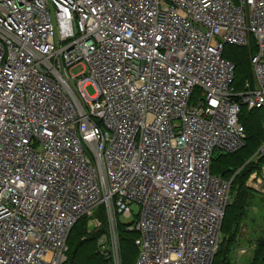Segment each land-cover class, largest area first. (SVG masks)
<instances>
[{
  "label": "built area",
  "instance_id": "2783aa9c",
  "mask_svg": "<svg viewBox=\"0 0 264 264\" xmlns=\"http://www.w3.org/2000/svg\"><path fill=\"white\" fill-rule=\"evenodd\" d=\"M226 45L254 46L240 91ZM243 105L256 162L264 0H0V264H62L101 205L111 264L119 215L134 264H212L230 187L212 156L244 145Z\"/></svg>",
  "mask_w": 264,
  "mask_h": 264
},
{
  "label": "trees",
  "instance_id": "16d2710c",
  "mask_svg": "<svg viewBox=\"0 0 264 264\" xmlns=\"http://www.w3.org/2000/svg\"><path fill=\"white\" fill-rule=\"evenodd\" d=\"M253 53L252 45H226L223 49V55L235 64L233 86L236 91L242 90L243 83L251 79L249 60ZM239 121L245 130L242 148L228 153L215 152L212 156L211 174L230 181L229 203L224 212L220 241L212 264H264V193L247 185L250 174L257 170L259 172L264 163V158L256 162L252 158L263 139L261 111L249 110L243 105ZM93 212L95 220H102L101 225L93 224L89 228V217L82 215L69 232L66 260L62 264H111L105 244L107 236H104L105 239L101 237L106 234L104 206L96 207ZM127 226L120 221L117 224L121 262L134 264L138 253L134 243L137 232ZM241 246L247 249L244 259L237 256Z\"/></svg>",
  "mask_w": 264,
  "mask_h": 264
},
{
  "label": "rangeland",
  "instance_id": "374dc122",
  "mask_svg": "<svg viewBox=\"0 0 264 264\" xmlns=\"http://www.w3.org/2000/svg\"><path fill=\"white\" fill-rule=\"evenodd\" d=\"M82 66H80V65H77V66H74V67H72L71 69H70V73L71 74H77V73H79V72H81L82 71ZM84 90H85V92L89 95V96H93L95 93H96V90H95V88H94V86L93 85H87V86H85L84 87ZM258 171V170H257ZM252 174V173H251ZM250 174V175H251ZM221 177V176H220ZM250 177V176H249ZM250 181H252V180H250ZM247 185H249V186H251V187H253V188H255L256 190H259L260 192H263L264 193V191L262 190V187L259 185V186H254V185H252V184H250V183H248L247 182ZM130 208H131V210L133 211V213L134 214H136L137 212H138V207L135 205V204H132L131 206H130ZM95 209V208H94ZM105 209V208H104ZM93 214H94V212H93V210L90 212V213H88L87 214V217H89L88 218V221H87V226L89 227V228H91L92 227V225L94 224V225H101V222H102V220L101 219H99V218H97V220H95L96 218H95V216H93ZM104 216H106V214H104ZM134 215H130V216H125V215H119V221L121 222V223H124V224H128V223H130V222H132L133 220H134ZM91 219V220H90ZM85 220H86V218H85ZM105 220H106V228H105V230H106V234L105 235H103V236H101V237H103L104 239H105V237L104 236H107V241H106V243L105 244H107V246H106V248L107 247H109V231H108V219H107V217H105ZM86 222V221H85ZM102 229V228H101ZM96 230H99V227H96ZM101 239V238H100ZM100 241V240H99ZM237 256H238V258H240V259H244V256H245V254L247 253V249L246 248H244V247H240V250L238 249V251H237Z\"/></svg>",
  "mask_w": 264,
  "mask_h": 264
},
{
  "label": "crops",
  "instance_id": "0c3cea01",
  "mask_svg": "<svg viewBox=\"0 0 264 264\" xmlns=\"http://www.w3.org/2000/svg\"><path fill=\"white\" fill-rule=\"evenodd\" d=\"M251 73H252V70H251ZM247 80L251 81V80H252V75H251V79H247ZM244 84H245V82H244L243 85H242L243 87H244ZM247 108H248V107H247ZM248 109H249V108H248ZM249 110H252V109H249ZM263 165H264V163L262 164V166H263ZM262 166H261V168H262ZM261 168H260L259 172H257V171H255V172L260 173ZM250 180H252V181H250ZM247 182L250 183V184H252V185H254V186H259V185H256V184H255V179L252 178V175H250V177L248 178Z\"/></svg>",
  "mask_w": 264,
  "mask_h": 264
}]
</instances>
